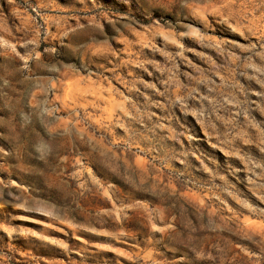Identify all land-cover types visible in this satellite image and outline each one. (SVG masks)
<instances>
[{
  "label": "rangeland",
  "instance_id": "1",
  "mask_svg": "<svg viewBox=\"0 0 264 264\" xmlns=\"http://www.w3.org/2000/svg\"><path fill=\"white\" fill-rule=\"evenodd\" d=\"M0 264H264V0H0Z\"/></svg>",
  "mask_w": 264,
  "mask_h": 264
}]
</instances>
